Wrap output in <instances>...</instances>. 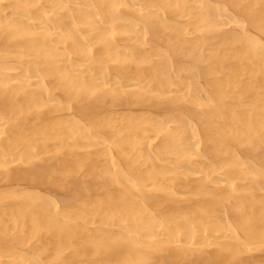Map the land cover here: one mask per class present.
Listing matches in <instances>:
<instances>
[{
    "label": "bare ground",
    "instance_id": "obj_1",
    "mask_svg": "<svg viewBox=\"0 0 264 264\" xmlns=\"http://www.w3.org/2000/svg\"><path fill=\"white\" fill-rule=\"evenodd\" d=\"M0 264H264V0H0Z\"/></svg>",
    "mask_w": 264,
    "mask_h": 264
}]
</instances>
